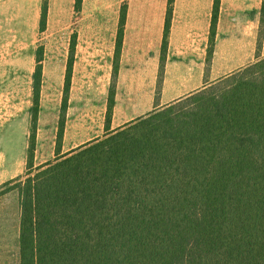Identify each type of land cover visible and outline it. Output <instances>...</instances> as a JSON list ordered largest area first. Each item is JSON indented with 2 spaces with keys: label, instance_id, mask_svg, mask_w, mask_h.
Instances as JSON below:
<instances>
[{
  "label": "trees",
  "instance_id": "trees-1",
  "mask_svg": "<svg viewBox=\"0 0 264 264\" xmlns=\"http://www.w3.org/2000/svg\"><path fill=\"white\" fill-rule=\"evenodd\" d=\"M40 61L30 169L0 186L18 192L21 264H264V58L114 130L108 110L60 154L70 62L56 157L33 169Z\"/></svg>",
  "mask_w": 264,
  "mask_h": 264
},
{
  "label": "crops",
  "instance_id": "crops-1",
  "mask_svg": "<svg viewBox=\"0 0 264 264\" xmlns=\"http://www.w3.org/2000/svg\"><path fill=\"white\" fill-rule=\"evenodd\" d=\"M76 3L0 0V186L24 178L30 169L38 56L41 83L33 169L56 157L60 115L51 138H44L40 107L54 99L60 114L70 62L60 154L98 137L78 142L70 133L71 112L78 103L103 111L106 133L108 110L109 130H114L264 58V0H82L79 8ZM120 112L140 113L126 117ZM16 124L21 132L17 150ZM49 142L45 155L44 143ZM11 194L18 192L7 191L0 198ZM18 207L21 264L20 203Z\"/></svg>",
  "mask_w": 264,
  "mask_h": 264
},
{
  "label": "rangeland",
  "instance_id": "rangeland-1",
  "mask_svg": "<svg viewBox=\"0 0 264 264\" xmlns=\"http://www.w3.org/2000/svg\"><path fill=\"white\" fill-rule=\"evenodd\" d=\"M214 87V86H213ZM214 88L211 87V91ZM55 98V96H52ZM45 99V97H44ZM55 101L43 102L40 107V122L44 138L50 139L55 132L53 124L56 122V116L59 117V112L55 108ZM186 109V103L184 104ZM72 127L70 133L75 136L78 142L86 141L98 135H104V113L100 110H90L88 106L81 103L73 106L72 110ZM140 112H120L123 116L138 115ZM149 113V112H146ZM60 120V119H58ZM66 120V116H65ZM36 125V132L38 129V121L34 122ZM127 124V123H126ZM33 120L31 118L29 131L32 134ZM20 127L15 126V148L21 147L20 143ZM31 139V137H30ZM29 139V141H30ZM92 140V139H91ZM30 144V142H29ZM52 142L44 143V154L50 152ZM57 147V143H56ZM55 159V158H54ZM52 159V160H54ZM19 197L17 194H11L0 198V264H19V245H18V220L19 213Z\"/></svg>",
  "mask_w": 264,
  "mask_h": 264
}]
</instances>
